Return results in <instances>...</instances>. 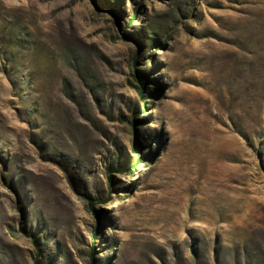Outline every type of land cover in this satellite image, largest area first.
<instances>
[{"label": "rangeland", "instance_id": "1", "mask_svg": "<svg viewBox=\"0 0 264 264\" xmlns=\"http://www.w3.org/2000/svg\"><path fill=\"white\" fill-rule=\"evenodd\" d=\"M263 114L264 0H0V264H264Z\"/></svg>", "mask_w": 264, "mask_h": 264}, {"label": "trees", "instance_id": "2", "mask_svg": "<svg viewBox=\"0 0 264 264\" xmlns=\"http://www.w3.org/2000/svg\"><path fill=\"white\" fill-rule=\"evenodd\" d=\"M136 20H137V16H136V14H133V15L129 16L126 25L129 27V26H130L134 21H136ZM145 64H146V63L143 62L142 65H145ZM135 67H136V69H138L136 64H135ZM139 73H140V71H137V74H139ZM134 77H135V79L140 83L139 93H140V95L142 96V94L144 93V90H145V88H146V84H147V79H148V78L144 79V78L140 77L139 75H135ZM146 108H147V106L145 105V106H144V109H146ZM134 114H136V113H134ZM263 117H264V114H263ZM136 133H137V132H136V129H135V134H136ZM136 140H137V137H136ZM135 146L137 147V141H135ZM141 159H142V158L135 159L133 162H131L126 168H124V172H132V171H134V169H135V167H136V165H137V161H138V160L141 161ZM113 171H114V172H120V173H121L123 170H121V169H119V168H113ZM110 176H111V175H110V173H109V174H108V180L111 181V177H110ZM110 188H111V186H110ZM108 197H109V196H108ZM104 201L107 202V201H108V198L105 199ZM96 202H97V201L94 200V201H91V202L89 203L90 211L93 212V213H95V203H96ZM96 217H98V216H96ZM94 257H95V254L92 252V253H91V258H94Z\"/></svg>", "mask_w": 264, "mask_h": 264}]
</instances>
